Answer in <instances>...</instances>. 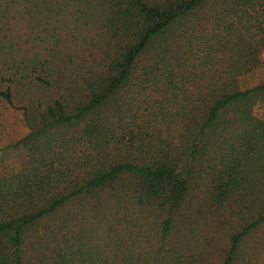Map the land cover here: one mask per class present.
<instances>
[{
    "label": "trees",
    "instance_id": "trees-1",
    "mask_svg": "<svg viewBox=\"0 0 264 264\" xmlns=\"http://www.w3.org/2000/svg\"><path fill=\"white\" fill-rule=\"evenodd\" d=\"M263 53L264 0H0V264H264Z\"/></svg>",
    "mask_w": 264,
    "mask_h": 264
},
{
    "label": "rangeland",
    "instance_id": "rangeland-1",
    "mask_svg": "<svg viewBox=\"0 0 264 264\" xmlns=\"http://www.w3.org/2000/svg\"><path fill=\"white\" fill-rule=\"evenodd\" d=\"M79 41L82 42V39L79 38ZM262 57L264 59V53ZM261 76L264 78V72ZM53 97L55 98L56 95L46 96L43 101H50ZM27 110L29 111L30 122L26 118ZM40 112L42 110L29 105L27 102L22 103L15 100L14 104L11 105L0 99V179L18 171L24 163L25 152L14 145L31 133L33 126H35L34 118ZM260 237L264 242V235L261 234ZM220 257L222 258V255Z\"/></svg>",
    "mask_w": 264,
    "mask_h": 264
}]
</instances>
